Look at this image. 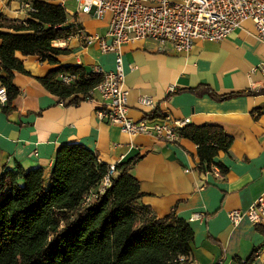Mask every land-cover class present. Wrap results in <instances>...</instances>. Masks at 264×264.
I'll return each instance as SVG.
<instances>
[{"label": "crops", "instance_id": "obj_1", "mask_svg": "<svg viewBox=\"0 0 264 264\" xmlns=\"http://www.w3.org/2000/svg\"><path fill=\"white\" fill-rule=\"evenodd\" d=\"M22 1L28 0H0V16L22 22L26 18L19 7ZM65 10L67 22L79 25L84 34H105L108 15L96 20L75 14L73 0H65ZM7 32H11L7 26L0 28V33ZM253 34L251 23L245 22L220 42H196L188 54H176L170 44L150 39L121 48L128 118L137 122L153 119L155 113L160 118L153 120L158 122L169 117L198 127L222 128L232 144L214 159L226 168L221 178L212 171L197 170L196 146L186 139L161 143L146 135L128 136L100 122L94 114L99 100L96 93L92 101L60 105L45 91L35 78L61 66L114 71V54L101 53L96 44L84 48L77 39L56 47L52 44L70 51L56 57V65L16 53L29 75L14 74L19 95L12 102V111H0V172L42 168L47 178L55 152L67 144L84 146L107 166L139 156L130 170L142 194L137 203L156 218L173 211L186 221L194 235V264H239L237 260L247 261L253 251L252 264H264V223L253 226L242 220L232 227L228 220L231 211H244L259 197L264 200V93H260L264 91V73L260 71L264 68V44ZM200 87L218 97L238 95L219 101L207 94L187 92ZM171 88L179 93L167 98ZM140 96L151 98L155 107H140Z\"/></svg>", "mask_w": 264, "mask_h": 264}, {"label": "trees", "instance_id": "obj_2", "mask_svg": "<svg viewBox=\"0 0 264 264\" xmlns=\"http://www.w3.org/2000/svg\"><path fill=\"white\" fill-rule=\"evenodd\" d=\"M54 1H33L35 13L19 23L0 16V28L7 26L11 31L0 33V88L7 100L0 111L4 114L13 110L12 102L19 95L14 74L29 75L16 53L56 65V57L70 51L52 44L81 29L67 22L65 9ZM61 74L76 80L64 85L58 78ZM35 80L63 105L65 101L77 105L86 101L102 78L82 66L70 65ZM187 92L219 101L238 95L218 97L206 87ZM175 93L179 92L168 93L167 98ZM150 118L160 116L154 113ZM178 137L196 146L199 172H210L213 167L226 172L214 162L232 144L222 128L187 124ZM139 160L136 156L117 164L111 186L85 207L81 206L84 196L96 189L108 166L80 144L63 145L55 152L47 178L42 168L0 172V264H194V235L186 221L173 211L156 218L137 203L142 194L130 170ZM255 253L247 261L237 262L252 264Z\"/></svg>", "mask_w": 264, "mask_h": 264}, {"label": "built area", "instance_id": "obj_3", "mask_svg": "<svg viewBox=\"0 0 264 264\" xmlns=\"http://www.w3.org/2000/svg\"><path fill=\"white\" fill-rule=\"evenodd\" d=\"M58 5L65 9V0H60ZM19 7L26 17L35 13L31 0L22 1ZM73 9L75 14L92 16L96 20L109 16L103 36H88L82 29H77L74 35L53 43L56 47L70 39H77L84 48L96 44L101 53L114 54V71L104 72L99 67L91 71L102 78L86 99L92 101L93 93L98 94L94 112L96 118L128 136L146 135L161 143H175L179 130L188 120L165 117L160 122L148 118L136 122L128 118L122 46L150 39L160 45L170 44L176 54H188L196 42H220L240 29L245 22L251 23L254 38L264 44V0H73ZM260 71L263 74L264 68L261 67ZM58 78L64 85H71L76 80L75 76L67 74H61ZM172 92L173 88L169 93ZM6 102L5 90L0 88V105ZM138 104L149 110L155 107L152 99L146 96H140ZM60 105L63 103L60 102ZM115 166H108L96 189L84 196L82 207L88 206L111 186L117 176ZM211 171L216 178L223 176L217 168L213 167ZM228 220L232 227L242 220H247L253 226L262 225L264 200L259 197L246 210L231 211Z\"/></svg>", "mask_w": 264, "mask_h": 264}]
</instances>
